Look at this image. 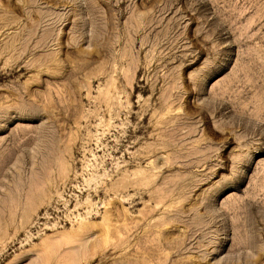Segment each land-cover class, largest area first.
I'll use <instances>...</instances> for the list:
<instances>
[{
  "label": "rangeland",
  "instance_id": "374dc122",
  "mask_svg": "<svg viewBox=\"0 0 264 264\" xmlns=\"http://www.w3.org/2000/svg\"><path fill=\"white\" fill-rule=\"evenodd\" d=\"M0 264H264V0H0Z\"/></svg>",
  "mask_w": 264,
  "mask_h": 264
}]
</instances>
